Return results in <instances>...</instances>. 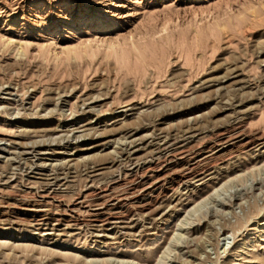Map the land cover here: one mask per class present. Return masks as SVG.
I'll return each mask as SVG.
<instances>
[{
	"label": "rangeland",
	"instance_id": "obj_1",
	"mask_svg": "<svg viewBox=\"0 0 264 264\" xmlns=\"http://www.w3.org/2000/svg\"><path fill=\"white\" fill-rule=\"evenodd\" d=\"M261 221L264 0H0V264H264Z\"/></svg>",
	"mask_w": 264,
	"mask_h": 264
},
{
	"label": "bare ground",
	"instance_id": "obj_2",
	"mask_svg": "<svg viewBox=\"0 0 264 264\" xmlns=\"http://www.w3.org/2000/svg\"><path fill=\"white\" fill-rule=\"evenodd\" d=\"M93 100V102H91ZM91 101L89 100V105H90V102L93 104V103H96V101H99V100H96V99H92ZM86 106V105H85ZM85 108V107H84ZM52 111V110H51ZM91 111V110H90ZM85 128V127H84ZM73 132L74 131H72V134H73ZM71 134V133H70ZM71 134V135H72ZM82 134H83V132H82ZM86 134V133H85ZM64 135V134H63ZM222 135V134H221ZM62 136V135H61ZM58 137V136H57ZM73 137V136H72ZM75 137V136H74ZM78 137V136H77ZM228 137H229V135H228ZM55 138V137H54ZM63 138H66V137H64L63 136ZM62 138V139H63ZM222 138H223V136H222ZM229 138H231V137H229ZM56 139V138H55ZM59 139V138H58ZM76 140H77V138H76ZM167 140V139H166ZM231 140V139H230ZM61 141V140H60ZM225 142V141H224ZM119 143V142H118ZM134 143V142H133ZM162 143H164L163 141H162ZM166 143V142H165ZM127 144V143H126ZM137 144V143H136ZM135 144V145H136ZM231 144V143H230ZM123 145H125V142H124V144ZM139 145V144H138ZM127 146V145H126ZM129 146V145H128ZM160 146V145H159ZM166 146V145H165ZM130 148H132L131 147V145H130ZM161 148V147H160ZM142 149V148H141ZM135 150V149H134ZM137 151H138V149H137ZM2 152H5L4 150H2ZM8 152V151H7ZM128 152V151H127ZM10 153V152H9ZM42 153V152H41ZM25 154H26V152H25ZM46 154V153H45ZM125 154V153H124ZM129 154H131V153H129ZM127 155V154H126ZM178 155V154H177ZM128 157V156H127ZM132 157V156H131ZM172 157H174V156H172ZM175 158V157H174ZM131 159V158H130ZM138 159V158H137ZM170 160H171V158H170ZM169 161V160H168ZM65 164H68L67 162H65ZM59 165V164H58ZM58 165H55V166H58ZM62 165H64L63 163H62ZM256 165V164H255ZM47 166V165H46ZM46 166H44V167H46ZM68 166V165H67ZM72 167H73V165H71ZM64 167V166H63ZM62 167V168H63ZM252 167V166H251ZM42 168H43V166H42ZM52 168V167H51ZM57 168V167H56ZM67 168V167H66ZM65 168V169H66ZM187 168V167H186ZM191 169V168H190ZM255 169V168H254ZM192 170V169H191ZM191 170H189V171H191ZM193 171V170H192ZM93 172V171H92ZM178 173V172H177ZM190 173V172H189ZM52 173H50V175H51ZM183 174H185V173H183ZM54 175V174H53ZM181 176V175H180ZM181 177H183V176H181ZM188 177V176H187ZM225 177V176H224ZM227 177V176H226ZM53 179H54V176L52 177ZM66 178V177H65ZM217 178V177H216ZM215 178V179H216ZM220 178V177H219ZM48 179V178H47ZM58 179H60L59 178V176H58ZM63 179V178H62ZM174 179V178H173ZM46 180V179H45ZM55 180V179H54ZM53 180V181H54ZM178 180V179H177ZM221 181V180H220ZM50 182V181H49ZM179 182V181H178ZM185 182V181H184ZM199 182V181H198ZM48 182H46L45 184H47ZM182 183V182H181ZM187 183V182H186ZM227 183V182H226ZM53 184V183H52ZM180 184V183H179ZM183 184V183H182ZM54 185V184H53ZM62 185V184H61ZM223 185H225V183L223 184ZM52 185H50V183H49V187H51ZM49 189V188H48ZM52 190V189H51ZM54 192V191H53ZM52 192V193H53ZM50 193V192H49ZM107 194V193H106ZM44 195V194H43ZM46 195V194H45ZM49 196V195H48ZM93 196V195H92ZM101 196V195H100ZM104 196V195H103ZM102 196V197H103ZM107 196V195H106ZM44 197V196H43ZM42 197V198H43ZM116 197V196H115ZM47 198V197H46ZM90 199V198H89ZM97 199V198H96ZM110 199H112V198H110ZM114 199V198H113ZM117 199V198H116ZM115 199V200H116ZM105 200V199H104ZM121 201H122V199H121ZM86 202V201H85ZM90 202V201H89ZM88 202V203H89ZM120 202V201H119ZM179 202H181V201H179ZM103 204V203H102ZM177 204V203H176ZM180 204V203H179ZM83 205H86V208H90V205H87V204H85L84 202H81V203H79V206H81V208H82V206ZM93 206V205H92ZM84 207V206H83ZM100 207H102V205H96V206H93V211L92 212H94V213H96V214H93L94 216H98L99 215V212L102 210V208H100ZM182 207V206H181ZM184 207V206H183ZM39 208V207H38ZM106 209V208H105ZM32 210V209H31ZM30 210V211H31ZM88 210V209H87ZM91 210V209H90ZM34 210H32V212H33ZM35 211H36V209H35ZM71 211V210H70ZM42 212H44V210L42 211ZM73 212V211H72ZM107 212V211H106ZM47 213V212H46ZM45 213V214H46ZM36 214V213H35ZM73 214H76V213H73ZM107 214V213H106ZM89 215H91V214H89ZM44 216V215H43ZM115 216H117L116 214H115ZM114 216V217H115ZM82 217V216H81ZM74 218V217H73ZM76 218V217H75ZM111 218V217H110ZM32 219V218H31ZM70 219H71V217H70ZM42 220V219H41ZM81 220H82V218H81ZM80 220V221H81ZM112 220H117V218H113ZM32 221V220H31ZM38 221V220H37ZM76 221V220H75ZM95 221V220H94ZM118 221V220H117ZM110 222H111V220H110ZM114 222V221H113ZM262 223L264 222V221H261ZM31 223V222H30ZM47 223V222H46ZM78 224V223H77ZM83 224V223H82ZM91 224V223H90ZM106 224V223H105ZM109 224V223H108ZM112 224H118V222L116 223V222H114V223H112ZM121 224V223H120ZM259 224H260V221H259ZM72 225V224H71ZM261 225V224H260ZM34 227H36L37 229L39 228V227H41V226H43V224L42 223H40V221H39V223L38 222H36V224L35 225H33ZM74 226V225H73ZM44 227L46 228L47 226L46 225H44ZM43 227V228H44ZM70 228V227H69ZM49 231H51V230H49ZM55 231V230H54ZM47 232V231H46ZM53 232V231H52ZM52 232H50V233H52ZM53 234V233H52Z\"/></svg>",
	"mask_w": 264,
	"mask_h": 264
}]
</instances>
